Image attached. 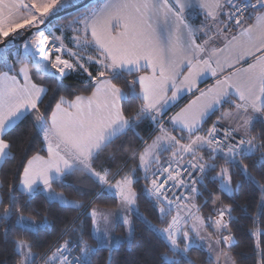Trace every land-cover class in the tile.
Returning a JSON list of instances; mask_svg holds the SVG:
<instances>
[{
    "label": "snow or ice",
    "instance_id": "6c2138e0",
    "mask_svg": "<svg viewBox=\"0 0 264 264\" xmlns=\"http://www.w3.org/2000/svg\"><path fill=\"white\" fill-rule=\"evenodd\" d=\"M257 176L264 0H0V264H264Z\"/></svg>",
    "mask_w": 264,
    "mask_h": 264
},
{
    "label": "trees",
    "instance_id": "16d2710c",
    "mask_svg": "<svg viewBox=\"0 0 264 264\" xmlns=\"http://www.w3.org/2000/svg\"><path fill=\"white\" fill-rule=\"evenodd\" d=\"M84 1L85 0H82L79 3H82ZM77 10L65 13L63 15L71 16V15L75 14V12ZM131 164H132V161H129V166H131ZM257 179L261 180V182L264 183V179H261V177L257 176ZM57 190L59 191V189H57ZM97 204L102 208L112 206L110 199L107 201H97ZM210 206L211 205H209V207ZM247 227H250V224L246 223L245 228H247ZM238 239L241 240V247L237 248L236 251L244 253V259H242L240 261V264H256V261L259 259V256L257 254L259 250L256 249V247H255L256 242H257V237H249L245 232L242 231L240 234H238ZM261 247H264V243L261 244ZM192 258H193V260L196 261V264H201V261L197 258L196 253L192 254ZM117 259H127V256L117 254Z\"/></svg>",
    "mask_w": 264,
    "mask_h": 264
},
{
    "label": "crops",
    "instance_id": "0c3cea01",
    "mask_svg": "<svg viewBox=\"0 0 264 264\" xmlns=\"http://www.w3.org/2000/svg\"><path fill=\"white\" fill-rule=\"evenodd\" d=\"M249 62H251L249 60ZM211 82L210 78L209 79H205L203 83L200 84L201 88L207 87L209 85V83ZM190 98V97H189ZM186 102V101H185Z\"/></svg>",
    "mask_w": 264,
    "mask_h": 264
},
{
    "label": "water",
    "instance_id": "95a60500",
    "mask_svg": "<svg viewBox=\"0 0 264 264\" xmlns=\"http://www.w3.org/2000/svg\"><path fill=\"white\" fill-rule=\"evenodd\" d=\"M89 2V0H85L84 2L80 3L81 6H83L84 4H87ZM74 10H77V9H72V8H69L67 9L65 12L61 13V15L65 14V13H68V12H72Z\"/></svg>",
    "mask_w": 264,
    "mask_h": 264
},
{
    "label": "built area",
    "instance_id": "2783aa9c",
    "mask_svg": "<svg viewBox=\"0 0 264 264\" xmlns=\"http://www.w3.org/2000/svg\"><path fill=\"white\" fill-rule=\"evenodd\" d=\"M82 0H79V2H81Z\"/></svg>",
    "mask_w": 264,
    "mask_h": 264
}]
</instances>
